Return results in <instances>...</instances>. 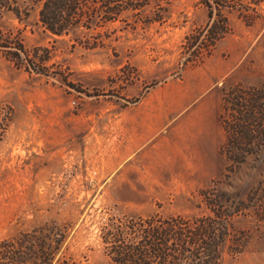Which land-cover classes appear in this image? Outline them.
<instances>
[{
    "label": "rangeland",
    "instance_id": "374dc122",
    "mask_svg": "<svg viewBox=\"0 0 264 264\" xmlns=\"http://www.w3.org/2000/svg\"><path fill=\"white\" fill-rule=\"evenodd\" d=\"M205 1L114 0L119 9H78L82 22L63 35L41 22L44 0L0 10V243L47 224L56 236L57 221L66 258L103 263L108 222L215 217L216 199L230 233L221 264H264V0H231L212 20ZM228 66L209 109L183 111L161 133L164 153L124 164L133 107L154 89L177 81L185 90L186 80ZM236 85L255 116L247 114L244 142L226 147L225 158L220 116L236 117ZM211 118L221 135L202 127L195 139L190 125ZM13 263L0 252V264Z\"/></svg>",
    "mask_w": 264,
    "mask_h": 264
},
{
    "label": "trees",
    "instance_id": "16d2710c",
    "mask_svg": "<svg viewBox=\"0 0 264 264\" xmlns=\"http://www.w3.org/2000/svg\"><path fill=\"white\" fill-rule=\"evenodd\" d=\"M18 2L19 0H0V10H11L12 4ZM113 2L114 0H44L40 20L53 34H68L83 20L85 11L80 12L78 9H119ZM205 2L211 9L209 14L212 20L216 14L215 9L227 8L231 0ZM133 8L137 7L134 5ZM219 12L220 10L217 14ZM222 27V30L226 29L225 26ZM209 29L212 36L217 37L218 21L214 19ZM18 48L24 51L22 43ZM244 90L241 85H236L232 89L235 94L229 102L236 112V117L225 121L223 116H220L227 134L226 141L221 147V153L225 158L226 147L231 144L234 147L242 146L246 133L243 125L247 122V114L255 116L254 109L250 108L251 99ZM6 127L0 122V141ZM246 142L252 144L254 141L251 139ZM236 158L240 161L244 159L241 156ZM211 206L215 217L189 218L178 215L158 221L157 216H151L108 222L109 230L101 235L105 261L97 264H186L189 260L191 264H221L222 249L230 234L228 220L222 215L223 205L216 199H213ZM48 225L39 226L1 242V254L11 259L13 264H16V261H20V264H76L63 254L68 240L65 227L54 221L53 228L57 230V234L53 236L47 231ZM105 228L108 229L107 225Z\"/></svg>",
    "mask_w": 264,
    "mask_h": 264
},
{
    "label": "crops",
    "instance_id": "0c3cea01",
    "mask_svg": "<svg viewBox=\"0 0 264 264\" xmlns=\"http://www.w3.org/2000/svg\"><path fill=\"white\" fill-rule=\"evenodd\" d=\"M230 70L228 66L220 74L213 70L206 71L203 82L186 80L184 83L185 90L181 89L182 83L176 81L151 91L140 104L133 107L131 132L127 143L124 145V150L127 152L124 157V164L139 152H142L145 158H150L157 150L163 152L166 149V138L161 133L165 130L168 132L167 128L171 122L183 111V118H190L201 108L208 110L211 105V90L216 88L219 80L226 76ZM202 127L203 131L210 128L218 136L221 135V126L216 119L212 118L200 127L195 124L190 125L189 132L193 133L196 139L199 131H202ZM173 128L177 129L178 127L173 126ZM186 150V148H179L180 157ZM161 156L163 159L159 160V165L166 166L164 163L165 155L162 154Z\"/></svg>",
    "mask_w": 264,
    "mask_h": 264
}]
</instances>
